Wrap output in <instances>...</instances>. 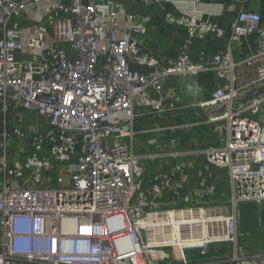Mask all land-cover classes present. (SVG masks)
Wrapping results in <instances>:
<instances>
[{"label":"built area","instance_id":"built-area-1","mask_svg":"<svg viewBox=\"0 0 264 264\" xmlns=\"http://www.w3.org/2000/svg\"><path fill=\"white\" fill-rule=\"evenodd\" d=\"M47 1L0 0V264H199L186 252L221 244L230 256L204 264H264V252L238 244L239 207L264 203V95L240 103L264 86L259 14L239 11L224 51L196 58L195 40L223 32L166 15L186 37L176 59L160 60L132 35L144 32L136 16L112 0H53L35 34L22 28ZM251 36L257 50L235 59L234 45ZM203 72L221 82L209 97L190 98L191 83L165 86ZM185 110L202 114L158 123ZM141 120L153 121L144 153ZM202 126L186 144L176 137ZM209 169L222 174L207 182Z\"/></svg>","mask_w":264,"mask_h":264},{"label":"crops","instance_id":"crops-1","mask_svg":"<svg viewBox=\"0 0 264 264\" xmlns=\"http://www.w3.org/2000/svg\"><path fill=\"white\" fill-rule=\"evenodd\" d=\"M112 1L120 3L123 6L124 15L133 14L136 16L137 23L144 27V32L132 35L139 39L141 49L144 52L160 60L176 59L179 55V48L186 37V30L184 28L169 25L165 22L166 15H171L176 18L182 16L194 17L198 20L215 24L220 31L223 32L222 38L208 36L202 40H195L190 46L192 58H196V56L203 51L207 53L224 51L230 36L231 21L241 10H251L259 14L264 23V0H159V3L153 6H146L138 0ZM52 2L53 0H50L28 10L22 22V28H28L32 34H35L38 24L45 18V9L50 6ZM62 2L65 6H69L68 0H62ZM257 45L258 40L256 36L242 38L233 47V57L235 59L245 58L257 50ZM186 82L194 85L195 90L189 94L190 98L192 96L194 99H198V95H200V97H209L216 86L219 83L221 84L213 73L203 72L193 76L188 75L186 78H172L165 86L177 88L179 92H182L181 87H184ZM197 88L200 89L199 92ZM185 99H187V97ZM195 113L202 114V111L197 110L194 112L192 110H185L183 113L171 115L168 118L159 120L158 123L161 125V121H167L169 122V126L167 127H173L177 126L182 121L192 122ZM140 122L153 125V121L141 120L136 123L135 127ZM150 128L152 127L148 129H135L137 132L138 153H144L145 147L149 144L147 141L152 139L151 133H146L151 130ZM205 129L207 130V127L204 126L197 129L193 128L190 131L177 133L176 137H182V143L186 144L188 140L190 141L191 136H196V134L202 135ZM171 138H173V134L168 132L164 141ZM216 174L221 176L222 172L209 169L205 174L206 181L212 182ZM222 178L227 184V178L223 177V175ZM241 206L238 237L241 236L243 240H245L243 242L253 249L258 245L264 246V205L243 204ZM244 237L247 239H244ZM242 248L246 250L244 247ZM216 259L217 258L211 260Z\"/></svg>","mask_w":264,"mask_h":264},{"label":"trees","instance_id":"trees-1","mask_svg":"<svg viewBox=\"0 0 264 264\" xmlns=\"http://www.w3.org/2000/svg\"><path fill=\"white\" fill-rule=\"evenodd\" d=\"M216 198H219V197L217 196ZM258 205L263 206L264 203H261ZM241 207L242 206L239 207V211H238V226H239V215H240ZM244 239H247V238L244 237ZM238 241H239L238 242L239 246L244 247L246 249L245 251H247L248 254H255L258 252H264V246L258 245V246H256V248L253 249L249 245H247L243 242L245 240H243V238L241 236L238 237ZM231 251H232V246L230 244H221L218 246H211L208 250V253H206L203 256L199 255L198 253H195L194 261H196L199 264H202V263H207L211 259H214V258H217V259L218 258H226V257L230 256Z\"/></svg>","mask_w":264,"mask_h":264},{"label":"rangeland","instance_id":"rangeland-1","mask_svg":"<svg viewBox=\"0 0 264 264\" xmlns=\"http://www.w3.org/2000/svg\"><path fill=\"white\" fill-rule=\"evenodd\" d=\"M161 125L164 127L169 126V122L167 121H161ZM152 125H148L146 123H139L137 124V126L135 127V129L137 130L138 128L140 129H148L149 127H151ZM9 148L10 151L12 153H16L17 152V145H18V141L16 139H12L9 142ZM211 145V144H210ZM166 252H169L172 256H174V258H178L176 257V252L173 249H165ZM186 256L188 257V259H190L191 261H194V256H195V252H186Z\"/></svg>","mask_w":264,"mask_h":264},{"label":"water","instance_id":"water-1","mask_svg":"<svg viewBox=\"0 0 264 264\" xmlns=\"http://www.w3.org/2000/svg\"><path fill=\"white\" fill-rule=\"evenodd\" d=\"M261 95H264V86L245 94V96L242 98L240 103L244 105V104L256 99L257 97H259ZM192 201H193L192 197L190 196L189 202H192Z\"/></svg>","mask_w":264,"mask_h":264}]
</instances>
